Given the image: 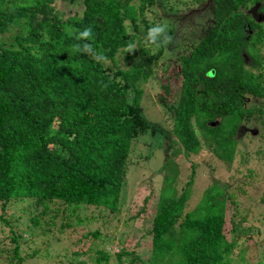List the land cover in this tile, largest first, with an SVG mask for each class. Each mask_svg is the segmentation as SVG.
<instances>
[{"label":"trees","instance_id":"trees-1","mask_svg":"<svg viewBox=\"0 0 264 264\" xmlns=\"http://www.w3.org/2000/svg\"><path fill=\"white\" fill-rule=\"evenodd\" d=\"M202 3H211L206 23L186 10ZM255 11L264 15V0H0V207L22 204L26 215L0 264L92 262L66 242L68 211L86 206L90 224L120 222L130 171L152 157L137 153L144 137L165 157L149 243L126 247L121 230L118 251L100 249L95 262L264 264L249 220L261 213L240 212L253 175L213 176L190 208L200 166L186 164L209 155L240 174L264 155V18ZM165 23L171 41L162 32L149 42ZM91 235L106 239L99 227Z\"/></svg>","mask_w":264,"mask_h":264},{"label":"rangeland","instance_id":"rangeland-1","mask_svg":"<svg viewBox=\"0 0 264 264\" xmlns=\"http://www.w3.org/2000/svg\"><path fill=\"white\" fill-rule=\"evenodd\" d=\"M183 1L191 2L193 0ZM199 6V8H196L194 10L191 7L186 8V10H190L187 13H192L190 15H194L197 21L206 23L209 17L208 12L211 3H202ZM179 8L185 9V6L180 5ZM204 13L207 15L205 16L207 20L202 19V15H204ZM254 18L259 21L264 18V15H260L257 13V11H255ZM151 86H153V84H151ZM152 89L153 92H156L158 90L155 88ZM145 113L148 116L149 120L152 122L159 118V113L153 109H145ZM147 139V137L141 139L139 145L137 146V153L141 151L143 154H150L152 157L149 160H145L144 157H141L140 161L144 164L142 168L143 175L142 172L141 174H137L130 171V176L132 175L133 178L132 181H130L129 186L130 200H128L127 202L130 209L127 211V208H124V210L120 214V222L117 223L118 220H114V224H112L111 226H108L106 224H96V222L90 224V222L87 220L89 219L90 214L88 213V209L86 208V206H81L74 211H68V221L71 227H69L64 232L66 242L68 246L70 245V247H74L80 252L79 258H87V260L90 259L92 262H90L89 264H104L103 261L101 263H96L94 260L97 257L96 251L100 249L106 248L107 250L110 249L113 252L118 251V248L120 246L118 236L120 235L121 230H125L124 245L126 247L136 248V245L139 244V242L140 244H142L143 242L144 244H146L147 242L149 243V240H147L149 238L148 230L152 226L151 221L156 211V205L158 201L157 191L159 190L162 181L161 176H159L158 174L161 165H163L164 163L165 157L163 156L161 149L157 147V144H151V141ZM257 148H250L249 151L255 152L259 149ZM262 152L264 153V151ZM179 157L183 158V155ZM258 157L259 159H257ZM192 163L198 164L200 166L197 169V173L199 170L200 173H198V175H200L194 185V194L191 200L190 208H193L197 205L200 196L211 183V179L213 176H215L216 179L222 181H230V179H233V177L236 181H240L244 178V175H253V181L249 182L247 185L248 189H250V196L248 197L246 195L245 199L241 202L240 212L241 215H243L245 214L249 206L258 207L256 212L261 213L260 215H258L260 216L259 221L256 220L251 215V213L249 214V220L250 224L255 227V230H259V232H256L252 235L253 238L257 240L258 243H264V217L261 216L264 214V207L258 206V202L264 193V155H260L259 152L258 155L253 153V159H251L249 163L242 166L243 170L240 174L237 173V167H235L233 170V168H229L225 163L218 162L215 157L209 155L193 156L186 164L190 167ZM205 164L208 166H206ZM178 168L182 169V166L179 164ZM143 179L145 181H148V184H145L141 191L137 193L134 183L135 181H138L141 184ZM259 181L262 183V185L259 183ZM152 192H154V194ZM146 199L148 201H146ZM23 208H25V206H23L22 204L12 205L5 211L0 207V217L3 216L4 218H7L8 221H10V223L6 224L3 220L0 219V226L4 228V233L0 234V249L6 250L14 246L10 241L13 230L20 232L21 229H25L24 225L23 227H19L16 225L19 220H24V218L22 217L26 216ZM138 212H140V216H137V219L128 221V218L131 215L138 214ZM56 223L59 224L58 222ZM9 224H13V229H11ZM43 226L44 225H41L37 230H42ZM98 227L100 232L102 233V236L106 239L103 240L102 238H95L93 237V235H91V233L95 232ZM85 234H88L89 237L85 238ZM246 244L247 241H244L241 245H239L236 253H238V251L241 250V247L245 246ZM90 247L91 251L87 252ZM138 248V254H140L143 261H146L149 254L144 253L145 250L141 249V246ZM84 254L86 255L84 256ZM251 255L254 256V252H248V256L250 258ZM256 256L258 259H264L263 245L259 247ZM39 264H46L45 259L40 260Z\"/></svg>","mask_w":264,"mask_h":264},{"label":"clouds","instance_id":"clouds-1","mask_svg":"<svg viewBox=\"0 0 264 264\" xmlns=\"http://www.w3.org/2000/svg\"><path fill=\"white\" fill-rule=\"evenodd\" d=\"M168 25L165 24H157L154 27L150 28L148 31V41L149 42H155L156 37L160 33H165V39L162 41V43H169L171 41V37L167 35ZM82 37H89L91 35V28H86L81 34Z\"/></svg>","mask_w":264,"mask_h":264}]
</instances>
